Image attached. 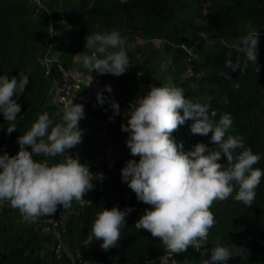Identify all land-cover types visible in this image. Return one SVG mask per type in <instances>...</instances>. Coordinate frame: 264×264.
<instances>
[{
	"label": "trees",
	"instance_id": "1",
	"mask_svg": "<svg viewBox=\"0 0 264 264\" xmlns=\"http://www.w3.org/2000/svg\"><path fill=\"white\" fill-rule=\"evenodd\" d=\"M199 19L212 26L207 39L198 35L202 31ZM248 25L259 31L258 62L243 65L242 73L239 69L231 72L224 67L227 53L232 51L235 59V42ZM111 30H119L125 37L132 65L118 77L90 73L100 77L105 97L119 103L120 115L109 119L113 113L107 99L92 111L79 100L78 92L72 98L74 103L83 104L85 118L79 122L83 140L69 154L87 163L93 174L103 173V180L93 181L95 187L84 200L74 201L68 209L61 206L55 213L64 215L63 242L74 259L63 252L55 253L53 233L44 230L47 216L35 223L26 222L18 210L3 202L0 264H160L158 258L164 250L160 241L134 227L151 206L138 201L121 180L124 161L139 159L126 147L128 134L121 130V124L127 122L124 112L130 110L129 104L136 97L146 94L150 84L171 82L193 101L209 103L218 113L214 122L220 114L230 113L233 123L227 134L242 136L246 145L262 156L254 167L264 169V0H0V75L19 79L18 74L23 73L29 77L24 93L13 97L21 107L16 130L7 132L8 122L0 113V154H16L17 137L38 115L48 112L52 116L64 106L53 99L55 84H62L59 64L89 72L80 60L83 54H91L84 48L86 36ZM154 40L160 45L156 47ZM222 72L231 79H225ZM106 85L111 86V92ZM52 118L54 123L59 120ZM191 123L186 121L172 133L177 144L183 142L185 151L201 142L212 147L211 133L193 135ZM220 162H224L223 157ZM114 206L133 208L118 246L104 251L101 241H94L85 247L84 240L100 207ZM210 211L216 224L203 246L208 251L202 256L189 247L175 254V264H203L215 242L221 246L243 245L249 250L248 257L237 256L228 264H264V177L251 207L229 198L214 201Z\"/></svg>",
	"mask_w": 264,
	"mask_h": 264
},
{
	"label": "clouds",
	"instance_id": "2",
	"mask_svg": "<svg viewBox=\"0 0 264 264\" xmlns=\"http://www.w3.org/2000/svg\"><path fill=\"white\" fill-rule=\"evenodd\" d=\"M198 35L207 39L203 31ZM85 39L84 48L91 50V54H83L80 60L89 72L118 77L132 65L126 39L119 30L88 34ZM259 43V31L248 25L235 48V59L229 51L224 67L231 72L239 69L242 73L243 65L258 62ZM18 75L19 79L0 75V113L8 122L9 134L16 130L15 121L21 111L13 97L24 93L29 83L27 75ZM221 75L231 79L227 73ZM106 90L111 92V86L106 85ZM96 99L100 105L108 100L113 113L110 120L120 115L117 101L101 93H97ZM128 109L124 112L127 122L121 124V130L128 134L126 147L131 156L139 159L125 163L121 180L138 201L151 206L144 210L134 227L157 238L168 253L178 254L192 247L205 255L208 249L203 246L209 242V230L216 224L210 211L213 202L232 198L251 207L264 177V169L254 167L262 156L254 153L242 136L227 134L233 123L230 113L220 114L214 122L218 113L209 103L193 101L171 82L159 86L150 84L146 94L136 97ZM52 116L59 117L58 122L54 123ZM52 116L48 112L39 114L17 137L16 154L9 155L6 151L0 154V202H7L18 210L26 222L35 223L41 217H50L61 206L63 209L72 207L74 201L84 200L85 194L94 189V180H103V173L93 174L87 163L69 154V150L83 140L84 130L79 126L80 120L85 118L83 104L68 100ZM188 120L192 121L193 135L211 133L212 147L201 142L185 151L183 142L177 144L172 133ZM57 157L62 159L50 162ZM222 157L223 163L220 162ZM100 209L84 246L101 241V248L108 251L118 246L121 230L127 224L126 217L133 208ZM210 252V258L204 259L203 264H228L232 258L250 255L243 245L221 246L218 242Z\"/></svg>",
	"mask_w": 264,
	"mask_h": 264
},
{
	"label": "built area",
	"instance_id": "3",
	"mask_svg": "<svg viewBox=\"0 0 264 264\" xmlns=\"http://www.w3.org/2000/svg\"><path fill=\"white\" fill-rule=\"evenodd\" d=\"M39 2V0H37ZM47 58H45V61ZM62 74V84H55L53 99L55 101L65 104L68 100H72L78 92L79 100L87 105L92 111L99 108L96 97L97 93H101L104 97L107 93L102 86L99 76L93 75L90 72H84L77 68H66L59 64ZM48 72V70L46 71ZM91 81V82H90ZM90 83V84H89ZM3 202H0L2 204ZM63 214H54L44 221V230L51 231L55 238L54 251L57 254L65 253L70 259H74L72 250L65 246L63 236L65 234L66 226L63 222ZM160 264H175L176 256L166 252L164 249L161 256L158 258ZM86 262L88 260H85Z\"/></svg>",
	"mask_w": 264,
	"mask_h": 264
},
{
	"label": "rangeland",
	"instance_id": "4",
	"mask_svg": "<svg viewBox=\"0 0 264 264\" xmlns=\"http://www.w3.org/2000/svg\"><path fill=\"white\" fill-rule=\"evenodd\" d=\"M199 21L201 22L202 31L205 32L207 36H210L211 35V32H212V26L206 20L199 19ZM153 44L156 47L160 45V43H159L158 40H154L153 41ZM235 44H237L239 46V41L235 42ZM116 98H117V96H116ZM126 162L127 161H124V165H125Z\"/></svg>",
	"mask_w": 264,
	"mask_h": 264
}]
</instances>
